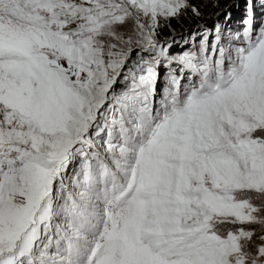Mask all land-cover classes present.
Masks as SVG:
<instances>
[{
  "label": "snow or ice",
  "instance_id": "1",
  "mask_svg": "<svg viewBox=\"0 0 264 264\" xmlns=\"http://www.w3.org/2000/svg\"><path fill=\"white\" fill-rule=\"evenodd\" d=\"M0 264H264V0H0Z\"/></svg>",
  "mask_w": 264,
  "mask_h": 264
}]
</instances>
